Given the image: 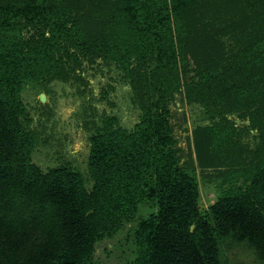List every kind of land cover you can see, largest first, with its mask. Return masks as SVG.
Here are the masks:
<instances>
[{"label":"trees","instance_id":"trees-1","mask_svg":"<svg viewBox=\"0 0 264 264\" xmlns=\"http://www.w3.org/2000/svg\"><path fill=\"white\" fill-rule=\"evenodd\" d=\"M99 59L132 86L140 121L93 122L89 178L70 164L44 170L23 91L84 84L77 69ZM176 95L243 111L259 132L250 150L233 127L199 128L239 157L204 212L174 135ZM263 113L264 0H0V264H108L110 251L96 257L106 240L121 264H228L226 245L264 264Z\"/></svg>","mask_w":264,"mask_h":264},{"label":"rangeland","instance_id":"rangeland-1","mask_svg":"<svg viewBox=\"0 0 264 264\" xmlns=\"http://www.w3.org/2000/svg\"><path fill=\"white\" fill-rule=\"evenodd\" d=\"M77 73L86 83L53 81L30 84L22 97L30 113V127L40 135L33 161L44 170L70 164L89 178L93 122L100 125L105 117H117L122 127L133 130L142 111L132 86L124 80L116 65H109L101 59L93 64L84 61ZM171 112L174 135L184 150L182 162L198 177L199 207L202 212L207 211L239 170L236 163L239 157L224 139L222 141V137L220 144H213V139L197 138L199 128L233 127L235 133L241 132L244 145L250 150H257L260 145L259 132L252 128L250 116L242 117L246 113L231 112L225 105L207 110L197 103L186 104L180 95H176ZM262 115L259 119L264 121ZM92 184L93 181L88 186ZM115 242L106 240L101 243L96 249V257L106 259L110 251L108 264H121L119 252H113ZM224 252L228 264H261L246 246L226 245Z\"/></svg>","mask_w":264,"mask_h":264}]
</instances>
